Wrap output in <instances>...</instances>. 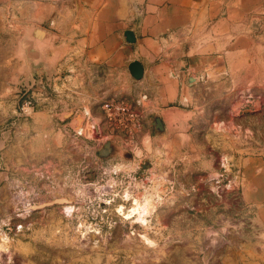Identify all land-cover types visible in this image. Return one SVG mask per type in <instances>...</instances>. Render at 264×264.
Segmentation results:
<instances>
[{
  "label": "crops",
  "instance_id": "crops-1",
  "mask_svg": "<svg viewBox=\"0 0 264 264\" xmlns=\"http://www.w3.org/2000/svg\"><path fill=\"white\" fill-rule=\"evenodd\" d=\"M3 8L8 16L0 19V75L15 74L17 83L30 84L34 104L40 100L56 111L63 102L45 99L52 84L74 85L67 80L101 67L127 69L129 75L131 61L142 63L144 75L135 86L137 93L148 94L144 134H161L154 148L165 152L170 165L182 159V182L168 186L173 195L181 187L190 195L171 200L198 205L195 211L172 208L161 217L168 225L157 233L172 239L163 262L153 253L151 264H264V149L244 145L236 135L244 134L239 129L221 132L216 117L203 114L207 88L249 92L264 103V0H0ZM35 28L52 34L50 44L36 37ZM126 30L134 32V42L127 40ZM22 36L23 45L18 44ZM190 76L196 78L194 84ZM126 80L130 86L129 76ZM0 84L6 88L1 77ZM22 100L23 95L18 109ZM156 115L164 130L154 133ZM201 122L207 125L201 127ZM3 145L0 138V168L18 167L22 148ZM225 159L239 171L238 191L206 196L205 186L212 188L210 174ZM5 178L0 171V200L7 192ZM218 206L221 210H215ZM209 219L217 225H209ZM152 243L159 251L161 243ZM32 250V245L24 246V251Z\"/></svg>",
  "mask_w": 264,
  "mask_h": 264
},
{
  "label": "rangeland",
  "instance_id": "rangeland-1",
  "mask_svg": "<svg viewBox=\"0 0 264 264\" xmlns=\"http://www.w3.org/2000/svg\"><path fill=\"white\" fill-rule=\"evenodd\" d=\"M7 11L0 10V19L8 16ZM253 18L263 20L258 15ZM4 38L7 39L6 34ZM123 70L109 72L101 67L93 74L81 71L78 78L67 80L74 85L58 88L52 84L45 99L63 103L55 111L39 104V100L30 113H20L18 109L26 84L17 83L15 74L0 75L7 84L5 89L0 84L2 148L19 145L22 151L17 154L24 159L14 169L0 168L7 175L8 185L5 198L0 200V264H62L61 260L66 261L64 264H151L153 253L160 254V262L167 257L166 244L172 237L157 233L158 227L168 225L161 217L172 208L177 212L195 211L198 205L171 200L190 192L183 187L179 195L171 192L173 180L182 182L178 181L182 159L171 166L163 150L157 153L154 143L161 134H144V130L139 144L127 147L123 136L105 119V100H136L139 89L135 85L142 78L136 80L127 69ZM127 76L132 81L130 86ZM193 78L192 84L197 81ZM212 90L207 88L204 92L208 99L203 114L216 117V128L221 132H244L236 134L244 145L262 151L261 96L237 90ZM45 117L48 121H43ZM205 125L200 123L201 127ZM152 129L156 133L153 124ZM106 141H111L114 149L108 156H101L100 149ZM224 162L232 173H237L226 159ZM216 174L217 171L213 173ZM197 182L204 186L207 183ZM203 191L206 196L219 198L209 185ZM133 197L148 203L143 223L134 216L126 218L118 210L124 206L123 211H127ZM36 205L43 208L34 210ZM66 206H72L70 212ZM212 221L216 220L209 219V225L216 226ZM152 239L161 243L159 251L157 244L152 246ZM29 245L34 250L24 251V246Z\"/></svg>",
  "mask_w": 264,
  "mask_h": 264
},
{
  "label": "built area",
  "instance_id": "built-area-1",
  "mask_svg": "<svg viewBox=\"0 0 264 264\" xmlns=\"http://www.w3.org/2000/svg\"><path fill=\"white\" fill-rule=\"evenodd\" d=\"M22 95L23 100L19 106L20 113H30L34 109V103L29 96V89L25 88ZM147 100L148 94L139 91L134 103L116 97L107 99L102 103L105 119L110 126L118 131L119 136H123L127 147L137 146L140 142V136L145 130L146 107L144 102ZM238 174V171L235 174L232 173L225 162H221L220 170L210 179L212 191L218 196L226 192H237L239 186Z\"/></svg>",
  "mask_w": 264,
  "mask_h": 264
},
{
  "label": "water",
  "instance_id": "water-1",
  "mask_svg": "<svg viewBox=\"0 0 264 264\" xmlns=\"http://www.w3.org/2000/svg\"><path fill=\"white\" fill-rule=\"evenodd\" d=\"M32 31H34L36 37H38L40 39H43L44 41H48L49 44H50L51 41L49 39L53 38V36H52V34L50 32H48V31H46L44 29H41V28H35ZM125 36H126V38H127V40L129 42H134L135 41V34H134V32L132 30H126L125 31ZM25 38H26L25 36H22L21 39L19 40L18 44H22L23 45V42L25 41L24 40ZM37 48H39V47H37ZM128 68H129V72H130L131 76L134 79L139 80V79L143 78L144 68H143L142 63L139 60L131 61L129 63ZM193 79H194L193 76L189 77V81L190 82ZM37 82H38V80H35L34 84H36ZM28 87H30V84L29 85L28 84L25 85V88H28ZM153 127H154L156 132H162L164 130V124H163V121H162L160 116L156 115L154 117V119H153ZM113 149H114V146L111 143V141H106L104 143L103 147L100 149V155L101 156H108L112 152ZM214 176L215 175H213V173H211L210 174V179H212ZM39 208H43V207H40L39 205H36V207L33 208V209L35 210V209H39Z\"/></svg>",
  "mask_w": 264,
  "mask_h": 264
},
{
  "label": "bare ground",
  "instance_id": "bare-ground-1",
  "mask_svg": "<svg viewBox=\"0 0 264 264\" xmlns=\"http://www.w3.org/2000/svg\"><path fill=\"white\" fill-rule=\"evenodd\" d=\"M63 199V198H62ZM132 199V205L127 211L124 210V206H119L118 210L123 213V215L127 217L134 216L138 222H144L145 220V214L148 211V203L144 200L141 201L137 198H131ZM143 200V199H142ZM71 201V200H70ZM63 202V201H61ZM68 202V201H67ZM72 202V201H71ZM72 206H66L67 210L69 211ZM70 212V211H69Z\"/></svg>",
  "mask_w": 264,
  "mask_h": 264
}]
</instances>
